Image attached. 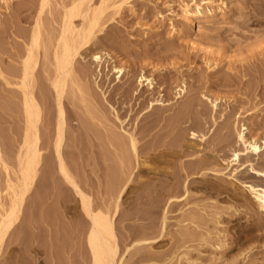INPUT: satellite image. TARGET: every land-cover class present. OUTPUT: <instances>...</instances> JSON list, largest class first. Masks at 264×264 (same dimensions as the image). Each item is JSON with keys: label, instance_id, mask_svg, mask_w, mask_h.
Masks as SVG:
<instances>
[{"label": "rangeland", "instance_id": "rangeland-1", "mask_svg": "<svg viewBox=\"0 0 264 264\" xmlns=\"http://www.w3.org/2000/svg\"><path fill=\"white\" fill-rule=\"evenodd\" d=\"M46 1L0 0V152L12 176L24 128L20 65L33 37L39 35L33 94L41 111L43 163L38 177L45 180L26 197L18 226L0 246V264H90L86 223L70 218L73 212L62 207L66 200L62 192L68 190L71 196V191L47 154L55 139V117L49 116L56 106L53 51L62 16L75 1ZM90 1L93 9L103 7V14L93 45L80 50L75 59L74 69L80 71L66 83L63 158L92 206L112 217L118 258L123 257L122 264H157L162 253L191 232V245L219 239L226 243L213 261L181 249L191 263L264 264V212L251 204L239 184L264 185L263 179L247 172L249 165L264 169V0H125L117 12L111 0ZM185 9H197L207 19H187ZM73 24L79 26L81 18ZM94 54L101 57L97 68ZM116 68H121L120 77ZM141 75L149 77L151 89L138 84ZM139 89L143 93L136 99ZM116 111L124 112L118 120ZM123 130L134 136L139 160L148 159L149 166L136 175L131 158L132 180L119 204H114L106 190L116 177L122 181L126 175L111 141L114 135L127 136ZM242 131L260 146L258 157L244 150L237 136ZM193 148L198 153L190 152ZM235 151L242 154L239 163L231 160ZM202 159L215 172H202L187 186L191 202L164 204L168 191L181 196L185 177L195 174ZM176 180L182 184L174 194ZM209 183L226 189L228 195L204 194L202 188ZM38 190L42 194L36 202ZM7 192L0 166L3 202ZM198 196L204 199L195 200ZM39 201H44L41 215ZM70 204L79 211L77 199ZM195 210L201 219L194 217L190 223L194 218L188 214ZM39 215L44 222L41 230ZM216 221L221 236L207 239L204 231ZM79 224L84 236L77 233Z\"/></svg>", "mask_w": 264, "mask_h": 264}, {"label": "bare ground", "instance_id": "bare-ground-1", "mask_svg": "<svg viewBox=\"0 0 264 264\" xmlns=\"http://www.w3.org/2000/svg\"><path fill=\"white\" fill-rule=\"evenodd\" d=\"M74 1L75 2L74 3L72 2L73 4L71 3V6L65 10L64 15L62 16L63 19H62V24L60 26L59 36L53 51L54 76H53V80L51 81L52 82L51 84L54 91L56 106H55V111L53 113H50L49 116L55 117V128H54L55 139L52 150H50V152H48L47 154L48 155L51 154V157H53V164L56 167L58 175L61 176L62 181H64L63 183L67 184L68 188L71 191V196L68 193V190H64L62 192L61 194L62 198L63 197L66 198V200H64L65 203L63 202L64 204L62 207H64V210L66 209L68 211L73 212L70 218H76V219L78 218V220L83 221L84 224L86 223V228L84 230L82 229L83 226H80L79 224V227H81V229H78L77 233L79 236L83 235L82 230L85 231L86 233L85 248L89 253L90 264H122L123 257L118 258L119 257L118 245L116 242L112 217L108 214V211L104 212L100 209H95L92 206L90 197L82 192V190L78 187L77 183L69 174L63 158V145H64L66 120H67V109L62 101L63 94L64 92H66L65 87L67 85L66 84L67 80H70L71 77H74L73 74L75 75L74 73L75 71L76 72L80 71L74 69V62L77 55L78 56L80 55V50H83L84 48L93 45L95 33L98 30L100 31V29L97 28V25L98 23H100L99 21L101 18L100 17L102 13L101 11H103V7L102 10L101 7H99L100 9L99 8L93 9L89 5V3L91 2L90 0H74ZM105 1H103V3ZM123 1L125 0H111V4L116 12L120 9ZM46 2H47L46 0H42L41 4L43 3L45 4ZM105 9L106 7L104 8V11ZM186 10L187 9H185L184 14L187 19H191V18H195L198 20L207 19V17H205V15L202 14L197 9L194 11H190V10L186 11ZM77 17L81 18V24L79 26H75L73 24V20ZM38 36L36 35L33 37L32 43L27 49L26 55L20 65L19 88L22 93L24 128H23V136H22L21 144L15 153L14 165L16 169L14 170V173H12L13 174L12 176H10L7 164L2 159V154L0 152V164H1L0 166L3 167L5 171V181L8 190L7 193H9V195L7 194L8 195L7 202H3L2 200H0V246L5 241L7 235L15 227L18 226L20 220V214L23 208V204H25L26 197L29 195V193L32 191L34 187H36L37 189L39 187L41 188L43 187L42 185L45 183V182L43 183V181L45 180H42L43 178H41L43 177V175L41 177H38L39 169L43 163L42 162L43 156L40 151L41 135L39 130L41 111L35 99L36 97L33 94L34 93L33 74H34L35 66L37 64L36 63L37 56H35L37 53H34V50L38 45V41H39L38 38L40 37ZM92 60L97 64L96 65L97 68L99 62L101 61V57L100 55L94 54L92 56ZM97 71L99 72V70ZM115 72L119 73L117 77L121 76V68L116 70ZM83 73H85V71ZM143 82H145V84H143ZM138 84H141L143 86L148 85L150 89L152 88L149 77L146 76L144 77L143 75L140 76ZM97 86L100 85L97 83ZM142 93L143 92L141 91V89H139V91L135 95V98L136 99L139 98L142 95ZM87 95L89 94L87 93ZM110 98L111 97H109V99ZM142 102L143 101H139L138 103L139 107L141 106ZM212 102L214 103L215 100ZM93 112L94 110L92 109V113ZM92 113H89V115L94 116L95 113L94 114ZM123 114L124 112L120 113L116 111L114 117L118 120V116L119 115L121 116ZM90 119H92V117H90ZM129 120H130V116L128 121ZM123 132L127 133L125 130H123ZM191 135L195 136V133L192 132ZM237 136L241 144L244 145L245 147L244 150L247 151L246 153L251 152L253 155H257L258 157L260 146L257 145V143L254 141L255 139L254 140L246 139L243 134V131L238 132ZM111 145L117 150L116 154H117L119 167L126 176H124L125 179L121 176L123 178L122 181L118 180L119 178L116 177L117 182H115V184L111 183L112 185L106 190V193L110 199L114 198L115 201V203L113 201L114 204H119V200L123 191L126 189L128 183L132 180L131 177L132 169L130 167L131 158L135 159V163H136L135 165L137 167L136 175L139 174L143 168L149 166V161L146 158L139 160L138 151L136 147V140L131 133H127V136H124L123 134L114 135L111 141ZM153 149L154 148H152L151 150ZM190 152L198 153V150L193 148L192 151ZM240 155L242 154L238 151L233 152L232 154L233 158L231 160H234L237 163H239L241 161ZM207 164H208L207 160L202 159L200 164L196 166L197 170L194 172L195 174H193V176L190 178H188V176L185 177V181L183 182L182 185L183 193L181 194V196L171 195L172 191H168L167 200L164 202V204L176 205V204H181V202L185 204H189L191 200L189 199L190 194L188 193L187 186L194 182V179H196V176H198V174H201L202 172L205 171H210L209 172L210 174H213V172H215L213 169L208 168ZM247 172L249 173L251 178H258L264 180V169L261 168L256 169L252 167V165H249V169L247 170ZM255 183H251V182L247 183V181L246 182L239 181L240 187L244 189L246 193H248L249 199L251 200L250 201L251 204H253L257 210L264 212V185L255 184ZM36 184L39 187L35 186ZM181 184L182 183H180L179 180H176L174 182L175 185L174 194H176L177 192L176 190L180 189ZM202 190L204 194L207 193V194L220 195L222 193H225L228 195L226 189L211 183L205 184ZM38 193L39 190L37 191L36 194L37 195L36 197H38V199L35 198L36 202L37 200H40L39 195L42 194V193L41 194ZM194 197L195 196H193V198ZM200 197L199 196L196 197L195 200H198ZM74 198L77 199V203H78L77 208H79V211L76 209L75 204H70L74 200ZM203 199L204 198H200V200ZM39 202H40L39 204H36V208H38L39 214L41 215V209L43 208L41 203L44 201H39ZM206 204H212V203L208 202ZM116 211H114V215L116 214ZM188 215L191 219H193L194 217L198 219L197 216H199L200 218L201 214L195 210V212L191 211ZM189 217L187 216V218ZM164 220L162 224H164ZM193 221H195V218L192 220V222L191 221L188 222L194 223ZM218 223L219 222L216 221L212 225L206 227L204 231V235L206 236L207 239L216 240V238H219L221 236L220 233H222V230L219 229V227L217 226ZM37 224H38L37 225L38 230H41V228L44 226V222L41 219V217ZM47 226L49 227L48 224ZM162 229H163V225H162ZM197 232L198 231H196V233ZM190 233L187 235V237L186 236L185 238L183 237L184 239L181 238L182 240L180 239L179 242L176 243L174 247L172 246L173 249L168 250V252L166 253H162L164 254V256L162 257L163 259H161L162 261L157 264H194L191 263L193 261H191L189 257H188L189 259L182 257L181 249L182 250L186 249L185 250L186 252L195 251L197 253L196 254L197 258H200L201 260L213 261V255L216 254V251L218 249L221 250L222 247H225L226 243L224 239L222 240L219 239L221 241L216 240L215 242L212 241L210 242L207 240L208 242H203V243L199 242V244L197 245L196 244L191 245L189 242L193 240L192 237L193 235L191 236ZM37 246L40 249V246L39 245ZM235 261L237 262V260ZM156 262L150 264H156Z\"/></svg>", "mask_w": 264, "mask_h": 264}]
</instances>
